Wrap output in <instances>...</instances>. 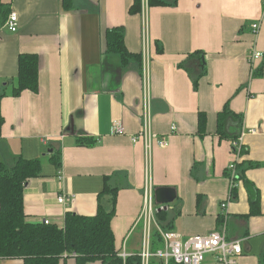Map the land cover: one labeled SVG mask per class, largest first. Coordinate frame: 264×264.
<instances>
[{
    "label": "crops",
    "instance_id": "crops-1",
    "mask_svg": "<svg viewBox=\"0 0 264 264\" xmlns=\"http://www.w3.org/2000/svg\"><path fill=\"white\" fill-rule=\"evenodd\" d=\"M133 0H2L17 29L0 23V162L40 158L41 171L23 188L29 222L62 226L66 212L91 216L104 184L116 187L111 229L117 251L138 254V221L145 179V149L133 142L143 127L163 137L152 142L153 189L170 187L175 199L158 204L183 238L218 230L240 239L233 264H260L264 251V0H177L175 5L128 13ZM259 23L257 33L251 25ZM122 26L124 44L140 60L120 64L106 53V30ZM263 57L250 61L252 50ZM195 51H201L200 55ZM38 57V90L13 96L18 56ZM191 57H188L189 54ZM146 59L148 88L142 83ZM223 114L221 131L218 114ZM206 116L198 133V114ZM114 120L125 134L111 133ZM175 129H172V126ZM254 129V132H250ZM242 131L240 181L222 215L228 189L230 141ZM92 144H78L77 138ZM60 154L57 166L50 157ZM64 195L65 202L57 198ZM258 195V213L250 214ZM103 204L108 206L107 200ZM156 213V212H155ZM250 214V215H249ZM207 256L203 264H208ZM0 264H23L2 258ZM60 264H76L67 257ZM87 264H101L99 261Z\"/></svg>",
    "mask_w": 264,
    "mask_h": 264
},
{
    "label": "trees",
    "instance_id": "trees-1",
    "mask_svg": "<svg viewBox=\"0 0 264 264\" xmlns=\"http://www.w3.org/2000/svg\"><path fill=\"white\" fill-rule=\"evenodd\" d=\"M177 0H147V5H175ZM70 0H62L64 9L70 8ZM141 0H133L128 13L141 12ZM10 9L0 0V23H5ZM106 53L116 54L120 64L126 66L130 60H140V54L131 53L124 44V29L122 26L106 30ZM201 51H195L200 55ZM191 53L188 57H191ZM17 75L11 90L13 96H18L23 90L36 92L38 90V57L36 54L22 53L18 56ZM5 95L0 92V99ZM226 107L218 114V128L221 131L223 114ZM0 113V127L3 124ZM206 128V116L198 114V133L203 135ZM78 144L90 145L89 138L78 137ZM57 166L60 164V154L50 157ZM40 158L18 157L12 165L0 162V257L20 258L23 264H60L67 257H73L76 264H87L99 261L101 264H123L117 255L114 235L111 229V219L115 213L116 187L104 184L98 194L97 210L94 215H80L66 212L62 226L29 222L23 208V188L28 179L38 176L41 171ZM241 178V174L239 175ZM107 200L109 205L103 204ZM258 195L251 202L250 214L258 213ZM249 214V215H250ZM171 218L165 209L155 213L158 227L163 230L172 229ZM163 240L157 228L150 235V251L162 247ZM124 264H141L139 254L129 255ZM148 264H163L159 258L152 257ZM167 264H175L169 261ZM260 264H264V251L260 256Z\"/></svg>",
    "mask_w": 264,
    "mask_h": 264
},
{
    "label": "built area",
    "instance_id": "built-area-1",
    "mask_svg": "<svg viewBox=\"0 0 264 264\" xmlns=\"http://www.w3.org/2000/svg\"><path fill=\"white\" fill-rule=\"evenodd\" d=\"M141 13L144 14L147 9V0H141ZM8 29L15 31L17 29V16L11 12L5 21ZM252 31L257 33L259 30V23L254 22L251 25ZM263 53L259 50H252L250 54V61L262 58ZM142 83L145 91L148 88V71L146 68V59L143 60L142 65ZM175 129V126H172ZM250 132H254L251 129ZM111 133L123 135L125 129L121 121L114 120L111 125ZM245 132L242 131L237 137L230 141V147L233 153V159L226 167L225 173L228 181L227 195L224 201L220 203L222 210L221 214L226 216V209L229 201L232 199L235 188L237 187L240 176L237 165L242 156L243 137ZM133 142L141 140L145 149V173L143 186V202L138 221H142V240L139 256L141 264H148L152 257L159 258L163 264L173 261L175 264H203L206 257L211 256V261L208 264H233L235 257L241 254L240 239H227L225 225H222L218 230H212L205 234L192 235L183 238L181 234L171 230H161L155 220V212L157 205L154 201V189L152 185L151 176V157L150 151L152 142L160 147L166 146L167 141L163 137H158L155 133L149 132L148 128L143 127L136 135L131 136ZM59 203L65 202L64 195L57 198ZM43 223L50 224L48 219H44ZM157 228L162 240V247L155 251H150V235L153 228ZM125 263L129 254L123 249H120L117 254Z\"/></svg>",
    "mask_w": 264,
    "mask_h": 264
},
{
    "label": "water",
    "instance_id": "water-1",
    "mask_svg": "<svg viewBox=\"0 0 264 264\" xmlns=\"http://www.w3.org/2000/svg\"><path fill=\"white\" fill-rule=\"evenodd\" d=\"M154 197L158 204H168L175 199L176 193L173 188L158 187L154 189Z\"/></svg>",
    "mask_w": 264,
    "mask_h": 264
}]
</instances>
